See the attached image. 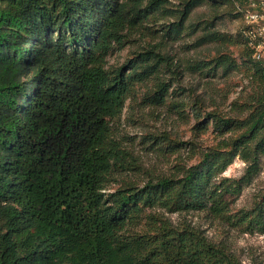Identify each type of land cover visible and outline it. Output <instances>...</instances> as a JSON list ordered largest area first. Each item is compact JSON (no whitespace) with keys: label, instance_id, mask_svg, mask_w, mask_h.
Here are the masks:
<instances>
[{"label":"trees","instance_id":"trees-1","mask_svg":"<svg viewBox=\"0 0 264 264\" xmlns=\"http://www.w3.org/2000/svg\"><path fill=\"white\" fill-rule=\"evenodd\" d=\"M233 1L246 2L0 0V264H247L191 220L170 217L204 211L246 232H264V190L250 209L231 213L262 167L264 58L254 57L243 28L237 39L216 30L217 14L194 25L201 6ZM155 20L167 23L158 42L108 65L116 48ZM190 27L194 50L244 48L237 58L223 51L180 61L165 41ZM236 69L249 82L230 109H193L194 130L213 127L215 145L174 173L124 179L112 189L117 172L140 167L115 133L138 85L154 80L146 102L166 105L182 89L173 86L181 75L227 76ZM185 104L171 102L180 113ZM238 157L243 174L223 175Z\"/></svg>","mask_w":264,"mask_h":264},{"label":"rangeland","instance_id":"rangeland-1","mask_svg":"<svg viewBox=\"0 0 264 264\" xmlns=\"http://www.w3.org/2000/svg\"><path fill=\"white\" fill-rule=\"evenodd\" d=\"M171 2L173 5H180L179 0H171ZM211 4H205L198 9L194 25L203 23L207 19L209 22L213 15L217 14L216 30L237 39V34L245 26L243 12L240 15L236 14L237 11H241L242 4L237 1H233V4L226 2ZM166 25L165 20L148 23L132 36L124 48H116L109 55L108 65L120 66L133 57L146 41L158 42L162 38L159 36L161 32L158 31ZM194 41L195 37L192 36L190 27L178 40H166V50L185 62L187 58L193 56L200 60L210 59L223 51L237 58L244 48V45L239 43L216 44L194 50L191 48ZM206 72L181 75L179 82L173 83V86L180 84L182 89L172 93L166 105H151L146 102L145 97L154 89V80L136 87L135 92L126 102L122 116L115 121V133L132 151L140 162V167L136 172H117L118 180L112 184V189L122 185L124 179L138 182L146 180L151 175L174 173L179 166L196 163L207 147L218 142L220 137L216 136L213 127L200 134L194 130L197 119L193 109L200 107L203 113L214 107L230 109L232 101L245 94L243 90L249 81L245 78L244 71L239 69L227 76L213 77ZM201 95L207 97V104L200 102ZM172 101H185L184 110L181 108V113L175 110L171 105ZM261 165L259 174L233 203L231 213L235 214L240 209H250L263 192L264 157ZM244 170L245 162L238 157L223 175L238 178ZM170 217L175 222L183 218L191 220L210 239L225 244L247 264H264V232H246L238 223L232 225L227 219L213 218L204 211L183 215L174 213Z\"/></svg>","mask_w":264,"mask_h":264},{"label":"built area","instance_id":"built-area-1","mask_svg":"<svg viewBox=\"0 0 264 264\" xmlns=\"http://www.w3.org/2000/svg\"><path fill=\"white\" fill-rule=\"evenodd\" d=\"M240 10L245 16L243 33L254 49V57L264 58V0H245Z\"/></svg>","mask_w":264,"mask_h":264}]
</instances>
